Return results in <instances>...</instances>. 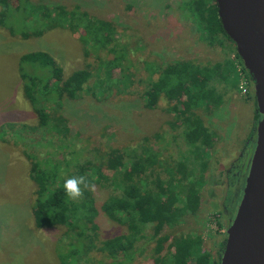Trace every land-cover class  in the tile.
Listing matches in <instances>:
<instances>
[{"label":"trees","instance_id":"1","mask_svg":"<svg viewBox=\"0 0 264 264\" xmlns=\"http://www.w3.org/2000/svg\"><path fill=\"white\" fill-rule=\"evenodd\" d=\"M11 1L0 0V27L11 35L36 38L50 29L66 26L79 33L78 39L85 51L101 50L110 55L98 67L85 63L63 75L62 67L48 52L36 50L21 54L17 63L21 91L37 123L5 122L0 126L2 138L9 134L17 140H25L28 133L38 131L42 136L50 134L62 146L72 149L71 158L64 159L65 166L51 156L41 164L32 153H23L30 165L28 177L35 187L31 205L34 228L66 227L63 239L60 238L55 247L58 264L91 261L136 264V256L149 249L153 264H219L225 238L215 242L212 249H206L200 235L193 227H188L190 217L196 215L201 206L203 185L213 178L212 165L208 167L211 154L220 142V136L205 119L223 104L224 95L218 87L222 86L226 93L237 89L238 76L232 61L224 58L207 63L190 57L163 66H149L148 87L137 96L145 108L163 109L172 115L169 123L179 131L185 145L175 159L159 150L154 140L158 137L156 134L140 148L79 147L75 141L85 140L87 145L89 140L79 132L75 133V140H68L72 125L59 111L64 99L76 100L83 93L95 99L102 95L104 100L132 98L128 88L133 83L124 68L126 53L116 37L117 28L77 3L67 9L64 4L46 0H15L14 4ZM166 5L170 12L172 8L188 14L193 19L198 39L208 46L214 42L225 45L223 40H228L240 66L238 71L249 85L251 75L221 26L215 0H169ZM18 17L21 25L14 29L12 25H17ZM94 76L98 79L92 82ZM245 96L254 99L256 108L254 123L246 138L249 145H245L238 159V172L243 178L247 164L244 175L243 167L251 150L250 138L255 136L259 116L254 94L247 92ZM38 140L37 145L41 144ZM46 141L50 144L49 139ZM81 156L86 161L76 163ZM79 176H85L94 185L109 180L114 186L112 194L98 206L89 189L83 190V198L69 199L64 182ZM81 187L83 189V185ZM100 212L122 226L123 231L100 238L95 221Z\"/></svg>","mask_w":264,"mask_h":264},{"label":"rangeland","instance_id":"2","mask_svg":"<svg viewBox=\"0 0 264 264\" xmlns=\"http://www.w3.org/2000/svg\"><path fill=\"white\" fill-rule=\"evenodd\" d=\"M168 1L46 0L48 3L64 4L67 9L77 3L91 15L111 21L117 28L118 42L125 48L124 68H127L129 81L133 83L128 88L132 96L130 99L104 100L102 95L95 99L83 93L76 100L64 99L59 111L72 125L68 140H75L76 132L84 134L89 140L87 145L84 144L85 140L75 141L79 147L108 150L126 145L130 149L140 148L151 142L150 139L156 134L158 137L154 140L160 146L159 150L175 159L180 150L185 149V145L179 131L169 123L172 115L163 109L145 108L137 96L148 87L149 66H163L170 61L190 57H197L207 63L230 59L238 76L237 89L226 93L222 86L218 87V91L224 95L223 104L205 119L220 136V142L216 146L217 150L211 154L208 167L210 169L212 165L213 178L203 185L201 206L198 213L190 217L188 227H193L195 233L200 235L206 249H212L215 242L226 237L229 219L234 215L242 193L243 176L236 185L230 173L244 151L246 138L254 123V99L245 96L247 92L253 95L254 91L251 81L247 86L239 73L240 66L233 57L228 40H223L225 45L214 42L208 46L198 39L193 19L180 10L171 8L170 12L166 5ZM11 2L14 4L15 0ZM16 23L12 25L13 28L20 27V18ZM78 38L79 33L66 26L50 29L36 38L13 36L0 27V126L5 122L37 123L35 113L21 91L17 73L21 54L36 50L48 52L62 67L63 75L83 67L85 63L98 67L109 59L110 55L105 51H85ZM96 79L98 77L94 76L92 82ZM145 137H148L147 141ZM37 140L41 144L37 145ZM24 152L35 155L41 164L51 156L54 161L60 160L61 165H64V159L72 156V149L62 146L50 134L42 136L38 131L30 132L25 140H17L9 134L2 138L0 131V264H58L55 247L66 227L34 228L31 205L35 187L28 177L30 165ZM85 159L81 156L76 163H83ZM248 159L245 169L243 167V175ZM109 182L101 181V186L95 185L93 196L97 206L112 194L114 186ZM95 221L100 238L123 231L122 226L101 212ZM135 259L136 264H153L150 249L138 254ZM87 264L96 263L91 261Z\"/></svg>","mask_w":264,"mask_h":264},{"label":"water","instance_id":"3","mask_svg":"<svg viewBox=\"0 0 264 264\" xmlns=\"http://www.w3.org/2000/svg\"><path fill=\"white\" fill-rule=\"evenodd\" d=\"M215 4L224 32L251 75L259 115L219 264H264V0H215Z\"/></svg>","mask_w":264,"mask_h":264},{"label":"clouds","instance_id":"4","mask_svg":"<svg viewBox=\"0 0 264 264\" xmlns=\"http://www.w3.org/2000/svg\"><path fill=\"white\" fill-rule=\"evenodd\" d=\"M81 185H83V189ZM63 188L66 196L71 200H79L83 198L84 189L95 191V185L90 184L85 176L71 177L66 179Z\"/></svg>","mask_w":264,"mask_h":264},{"label":"flooded vegetation","instance_id":"5","mask_svg":"<svg viewBox=\"0 0 264 264\" xmlns=\"http://www.w3.org/2000/svg\"><path fill=\"white\" fill-rule=\"evenodd\" d=\"M253 138H254V136H251V142H250V149L252 150L253 149V147H254V144H252L253 143ZM247 145H249L248 144V142H247ZM246 175V174H245ZM245 175H244V177H245ZM230 176H231V179L233 180V184L235 183L236 185H238L239 184V180L241 179V176H240V174H239V172H238V162H237V164H236V166H235V168L232 170V172L230 173ZM229 176V177H230ZM228 177V178H229ZM227 178V179H228ZM242 182H243V184H244V180H243V177H242ZM228 183H230V182H228Z\"/></svg>","mask_w":264,"mask_h":264}]
</instances>
